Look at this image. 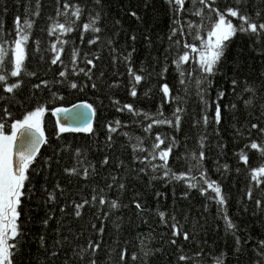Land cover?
I'll return each instance as SVG.
<instances>
[{"label":"trees","instance_id":"1","mask_svg":"<svg viewBox=\"0 0 264 264\" xmlns=\"http://www.w3.org/2000/svg\"><path fill=\"white\" fill-rule=\"evenodd\" d=\"M68 2L79 5L81 15L72 32L60 34V38L65 41L60 54L63 64H51V46L53 43L59 46V41L57 30L53 29L50 36L48 28L52 25V19L64 22L63 15H56L57 0H39L38 7L36 0H0V23L3 31L13 39L14 18L19 16L22 23L27 5L32 26L28 32L29 39L24 44L23 67L36 72L31 77L22 74L19 77L22 80L20 87L8 97V111L12 113L7 118L9 123L11 118H22L21 113L37 101L50 99L51 92H56L61 99L53 100L46 107L66 106L86 100L94 109L92 133L66 132L61 134L59 140L51 135L56 123L54 116L50 111L45 112L42 128L48 143L42 145L30 166L26 185L32 187L35 195L24 199L18 209L21 211L18 224L24 235L19 238L21 243L14 264H89L90 260H94L95 264H212V258L221 252L225 254L223 264H264V247L260 245V241L264 240V176H258L261 183L256 185L250 175L252 168L264 165V155L244 147L253 139L259 143L257 129L264 127V75H261L264 72V32L258 37L247 32H236L227 42L225 55L219 65L220 71L212 77V85L205 92V100L208 101L209 97L215 98L218 89L224 91V96L216 101L221 107V120L216 124L210 118L205 125L199 122L202 105L194 83L198 75L195 54L190 53V61L181 66L182 70H192V77L185 78L187 91L178 83L179 74L175 66L169 65L165 74L170 96H179L182 100L175 104L169 100L165 104L161 99L162 93L155 87L158 80L155 73L159 71L160 61L164 56L171 60L173 51L172 48L165 51L170 43L169 29L173 26L174 18L166 0H100L99 5L94 0ZM208 2L226 19H231L234 25L239 22L237 18L228 17L224 11L227 7H238L257 23L264 21V0H240L239 5L235 0H215L214 4L212 0ZM63 3L64 0H60L61 12ZM201 7L198 2L193 6L191 0H184L181 23L195 22L202 23V27L209 26L215 14L209 19L208 10L203 9L202 21L201 17L194 14L195 9ZM33 11L37 15L33 16ZM97 11L100 19L96 26L100 31L92 33L84 30L81 34L82 24L90 13L95 14ZM130 11H135L139 20L130 16ZM257 12L259 16H256ZM117 20L119 25L116 24ZM184 31L185 41L193 42L187 35L189 30L185 27ZM132 34L136 37L134 41L128 39ZM145 34L149 37L148 42L144 40ZM93 35L99 39L88 44L87 41ZM109 39L112 40L111 45L108 44ZM74 48L77 68H91V83H95L96 88L83 86L90 82L82 73L77 71L72 75L71 53ZM112 48L116 49L115 54ZM128 51H132L129 62L134 71L143 65L147 72L152 73L135 85L136 96L128 94L129 76L127 66L121 59L122 54L126 55ZM85 53L89 54L90 59L96 57L93 65L83 62ZM153 56L156 57L155 65ZM62 69L65 70V78L57 76V72ZM232 78L237 80L235 87L229 83ZM9 79L14 82L16 78ZM40 79L47 80L48 87L42 85L40 89H32L31 85ZM56 79H61L62 83H53ZM116 81L118 83L111 86ZM68 82L76 83L77 88H69ZM245 82L254 89L253 93L243 91ZM0 94H3L2 89ZM249 97L251 103L245 105L244 101ZM112 99L119 104L113 105ZM3 103L0 101V106ZM124 103L132 104L133 109H140V114L133 116L127 110L116 111ZM225 104L229 105L227 109L224 108ZM158 105L165 116L169 114L170 107L184 109L178 128L153 125L149 132L143 131V126L150 123L144 120L143 112L154 113ZM213 110L214 106H210L206 114L211 117ZM116 120L120 121V127L111 133V147H108V131L104 125ZM194 120L197 121L195 125ZM253 123L257 124V129L250 128ZM156 132L162 138L170 135L176 140V145L169 153L168 167L177 173L187 170V154H198L202 141L203 168L206 175L216 180L221 187L225 199L222 208L215 200L207 198L210 194L215 195L210 189L201 195L196 188L189 189L183 179L161 177L146 163L134 159L146 155V151L141 152L140 148L147 150ZM136 137L141 138L140 146L134 148ZM77 148L81 150L79 154L75 151ZM242 148L247 157L246 163L239 160ZM56 149H60L58 154H55ZM44 156L51 158L47 168L41 163ZM104 156L108 157V162L102 165ZM77 160H81L82 164H77ZM224 164L228 165L227 170L222 167ZM73 166L77 168V173L64 171ZM140 167H145V172H139ZM84 169H87L86 177L79 174ZM112 176L116 177L115 181L111 179ZM121 183L123 188L118 187ZM57 184L60 189L55 188ZM109 184L111 187H106ZM41 186L52 191L54 199L51 202L45 201ZM93 189L97 194L96 201H91ZM101 189L105 197L103 205L98 200ZM185 192L186 196L183 195ZM157 193L162 195L158 196ZM113 199L119 205L116 208L110 207L109 201ZM257 199L260 200L259 206L255 203ZM82 200H89L90 203L80 209V216H76L74 204ZM133 200L140 203V210L132 204ZM61 205L64 207L63 212L60 211ZM160 211L165 213L164 223H161L158 215ZM223 214H227L234 223V235L231 231H225L221 218ZM172 215L179 222V229L188 233L187 240L178 234L174 238L176 243H169L173 239L170 234L173 221L169 219ZM44 219L48 220L47 225L41 223ZM101 225L103 229L98 231ZM236 236L240 239L239 245L235 243ZM89 240L98 242L94 253L88 245ZM81 248L86 249L82 254ZM122 249L124 258L121 260L119 254ZM145 250L150 253L147 257L144 256ZM52 252L55 255H50ZM197 252L199 256L195 255ZM133 253L136 254L135 259ZM180 254L186 257L184 261L178 260Z\"/></svg>","mask_w":264,"mask_h":264},{"label":"snow or ice","instance_id":"2","mask_svg":"<svg viewBox=\"0 0 264 264\" xmlns=\"http://www.w3.org/2000/svg\"><path fill=\"white\" fill-rule=\"evenodd\" d=\"M169 5V10L173 12L174 18L172 19V25L169 29L168 39L170 41L169 45L165 48V51H168V48H172L171 60L168 56H164L160 61L159 71L156 72V77H158L155 87L158 92L162 93V101L167 104L169 100L175 104L178 100H182V97L179 96H170V86L166 82L165 74L169 70V65L175 66V71L179 74L178 83L181 86L185 87L187 91V86L185 85L186 76L190 79L192 77V70L188 68L186 71L182 70V65L190 61V53L195 54L194 59L197 65L196 71L198 73L197 78L194 83L196 86V94L199 96L201 102V123L207 125L209 119L211 118L216 124L220 123L221 120V107L216 103L217 100L221 99L224 96L223 90H217L215 98L209 97V100H205L206 89L212 85V77L216 76L219 71V65L221 60L225 55L227 48V42H230V38L236 32L240 33H251L257 37L261 32H264V21L257 23V21L249 17L244 12H241L238 7H227L224 11L227 13L228 17L237 18L238 24H233L231 19H226L225 15L218 11L215 7L210 6L208 0H191L193 6L198 2L202 7L195 9V16L201 17L203 21V9L208 10V17L211 19L212 14H215V19L211 20V23L207 27H202V23L195 22H186L181 23L180 13L184 5V0H166ZM215 0H212L214 4ZM94 3L99 5L100 0H94ZM235 3L239 5L240 0H235ZM37 7L39 5V0H36ZM60 0H57V10L56 15L64 17V22H58L51 17L52 25L48 28V34L51 36L53 34V29H56L57 40L59 41V46L55 43L52 44L50 51L52 52V57L50 59L51 64H63V61L60 60L61 49L65 44V41L60 38V34L70 33L73 30V26L76 24V21L80 18L81 7L75 3L70 4L68 0H64L62 5L63 12L60 11ZM32 15H37V12L33 11ZM130 16L135 17L139 20L135 11L129 12ZM256 16H259V13H256ZM100 19V13L97 11L95 14H89L81 26V34L84 30H90L92 33H98L100 28L96 26L97 21ZM14 39L9 33H5L2 28V23H0V89L2 93L0 94V101L4 102L0 106V264H14V258L17 252L19 251L18 245L21 243V238L24 233L20 229L18 224V218L21 216V211L18 209L21 208L24 199H27L31 195H35L31 186L26 185V182L29 181L30 175V166L33 165L34 160L37 158V153L41 145H46L48 139L45 136V131L42 128V119L46 111H50L52 116L59 117L63 114L64 119H57L55 123L54 132L51 134L57 140L60 139L62 133L66 132H84L92 133L94 130L92 128V122L90 119V113L94 111L93 105L85 102H79L77 104L71 105V108L64 107H46V105L51 104L53 100L61 99L56 92H51V98L43 102L37 101L34 106L30 107L21 113L22 118H11L10 123L7 118L12 116V113L8 111V97L14 94V90L18 89L22 83V80L19 78L22 74L24 76H35V71H28L27 68L23 67V62L25 60V42L28 41L29 35L28 32L31 29V21L28 19V7L25 6V18L23 22H20L19 16L14 18ZM119 21H116V24L119 25ZM185 27L189 30L187 35L191 37L193 42H186L184 31ZM194 29V31H193ZM203 32V34H202ZM175 37V39H173ZM99 37L93 35L87 43L93 44ZM129 40L134 41L136 39L135 35H129ZM144 40L149 41L147 34L144 35ZM198 42V44L196 43ZM38 43V42H37ZM108 44H112V40H108ZM150 47V43L148 45ZM112 53L115 54L116 49H111ZM134 51V49L132 50ZM132 51H128L126 55L121 56L122 61L127 66L128 72V84L130 96H136L135 85L139 84L146 76L152 75L151 72H147L146 69L141 65L135 71L131 65L130 58L132 56ZM88 53H85L83 62L86 65H93V58H88ZM7 58V63H6ZM116 57L113 55V60L115 61ZM153 64L155 65L156 57L153 56ZM77 53L74 48L71 53V65H72V75H75L76 72L82 73L89 84L83 85L84 87L90 86L93 89L96 88L95 83H91V68L85 70L84 68H77ZM66 67V66H65ZM155 71V68H153ZM140 73V74H138ZM102 75V74H101ZM264 75V72L261 73ZM57 76L60 78H65V70H60L57 72ZM16 78L14 82H11L9 78ZM55 84H61V79H56L53 81ZM118 81L113 82V85L117 84ZM231 86L235 87L237 80L232 78L229 80ZM48 87L49 82L45 79H40L38 83H33L31 85L32 89H40L41 86ZM68 87L72 89L77 88V84L74 82H68ZM150 90V89H149ZM243 91L250 93L254 92V89L245 82V87ZM147 94V93H145ZM111 99V98H110ZM210 101V103H209ZM113 105H118L119 102L112 99ZM245 105L251 103V97L244 101ZM210 106H214L212 116L209 117L206 113ZM229 105L225 104L224 108L227 109ZM234 108L235 105H232ZM127 110L133 116L140 114V109H133L132 104L124 103L116 108V111ZM184 109L182 107H170L169 114L164 115L163 111L157 106V110L154 113L143 112V117L145 121H150L143 126L144 132H149L153 125H168L169 128H178L181 121V114ZM73 120L76 123L69 124L68 121ZM140 123V121H136ZM197 121H193L195 125ZM107 128L108 135L106 137V143L108 147H111L112 136L111 133L116 132L117 128L120 127V121H109L104 125ZM251 129H257V124L253 123L250 125ZM260 134L259 143L257 140H250L245 148H250L256 150L261 155H264V127L257 129ZM239 135V133H237ZM127 135V133H125ZM137 143L133 145L134 148L139 147L140 137L135 138ZM161 145H164L161 147ZM176 145V140L170 135L166 137H161L159 132H156L150 146L147 150L140 148L141 152L146 151V155L134 157V159L140 160L142 163H146L147 167L150 168L153 172H159L161 177L168 178L171 180H181L183 179L184 183L189 189L196 188L201 195H204L209 189L211 194L207 197L209 200H215L219 207H223L225 199L221 192V187L216 180H212L206 175V170L203 168L202 161L204 159L203 143L200 142L201 150L199 153L189 152L185 158V161L188 165L187 170L180 171L179 173L173 172L168 167V158L169 153ZM223 147V145H220ZM62 148H66L65 145H61ZM60 149L55 150V154H58ZM76 153H80V149L77 148ZM49 156H44L41 161L42 166L47 168L50 161ZM239 160L247 162V157L244 154L243 148L239 152ZM158 161V162H153ZM108 162V157L104 156L101 160V164H106ZM59 163V161H57ZM77 164H82L81 160H77ZM119 163L117 167H119ZM91 167V165H89ZM225 170L228 169V165L224 164L222 166ZM66 173H77V168L75 166L65 168ZM135 171V170H134ZM139 172H145V167H140ZM195 173V174H193ZM82 177L87 176V169H84L79 173ZM251 180L259 185L261 180L258 179V176H264V165L260 167H254L250 170ZM113 181L116 180L115 176H112ZM123 184H119L118 187L123 188ZM206 186V187H205ZM110 188L111 185H106ZM56 189H60L59 184L55 185ZM41 192L44 193V198L46 202H51L54 197L53 193L50 190H47L44 186H41ZM103 189L100 190L98 196L99 204H105V197L103 195ZM62 192V190H61ZM93 196L91 201L97 200V194H95V189H93ZM249 195L251 194V189H249ZM157 195H162L157 193ZM187 195V192L183 193ZM90 203L89 200H82L80 203L74 204L76 216H80V209L85 205ZM256 205H260V200H256ZM110 207L116 208L119 205L116 200L109 201ZM132 204L137 210H140L141 205L136 200L132 201ZM64 207L61 205L60 211L63 212ZM105 216L108 215L107 212L104 213ZM158 215L161 218V223H164L165 213L163 211L158 212ZM222 220L224 221L225 231H231L234 235L235 225L229 219L227 214L222 215ZM171 221L170 224V234L173 239L169 240V243L175 244L176 240L174 239L179 234L184 240L188 239V233L179 229V222L176 221L175 216L172 215L169 217ZM42 224L47 225L48 220L44 219L41 221ZM95 228V225H93ZM103 225L98 231H102ZM43 240V237H41ZM235 243L239 245L240 239L238 236L235 237ZM88 245L91 248V251L94 253L98 246L97 243H93L91 240L88 241ZM260 245L264 247V240L260 241ZM86 251L85 248H81V254ZM158 251V250H157ZM150 253L145 250L144 256L147 257ZM50 255H55L54 252ZM120 259L124 258V250L120 251ZM195 255L199 256L200 253L197 252ZM224 253L221 252L217 256L212 258V264H223ZM136 258V254L133 253V259ZM186 257L183 254L178 256V260L184 261ZM89 264H95L94 260H90Z\"/></svg>","mask_w":264,"mask_h":264},{"label":"water","instance_id":"3","mask_svg":"<svg viewBox=\"0 0 264 264\" xmlns=\"http://www.w3.org/2000/svg\"><path fill=\"white\" fill-rule=\"evenodd\" d=\"M79 102L89 103V102L86 101V100H80V101H76V102H74V103H72V104H70V105H66V106L61 105V106H57V107L71 108V105H73V104H77V103H79ZM89 104H90V103H89ZM54 119H55V122H56L57 119L63 120V119H64L63 114H61L59 117H54ZM90 119H91V122H92V124H93V120H94V111H93L92 113H90ZM68 123H69V124H74V123H76V122L73 121V120H69ZM41 147H42V145H41ZM41 147H40V149H41ZM40 149H39V151H40ZM39 151H38V152H39ZM37 154H38V153H37Z\"/></svg>","mask_w":264,"mask_h":264}]
</instances>
